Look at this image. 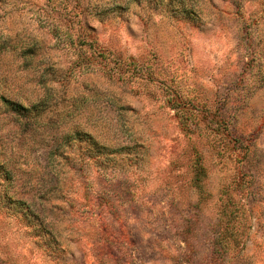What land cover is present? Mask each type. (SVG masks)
<instances>
[{"label": "rangeland", "instance_id": "374dc122", "mask_svg": "<svg viewBox=\"0 0 264 264\" xmlns=\"http://www.w3.org/2000/svg\"><path fill=\"white\" fill-rule=\"evenodd\" d=\"M0 264H264V0H0Z\"/></svg>", "mask_w": 264, "mask_h": 264}, {"label": "trees", "instance_id": "16d2710c", "mask_svg": "<svg viewBox=\"0 0 264 264\" xmlns=\"http://www.w3.org/2000/svg\"><path fill=\"white\" fill-rule=\"evenodd\" d=\"M5 102L7 103V105L11 108V110L16 113L18 116L21 117H28L29 115H33V114H37L40 110H41V106L40 105H36L30 108H27L25 106H22L20 104H16L14 102L5 100ZM90 139V136H86ZM17 205H20L21 207H23L24 204H21L20 202H17Z\"/></svg>", "mask_w": 264, "mask_h": 264}]
</instances>
